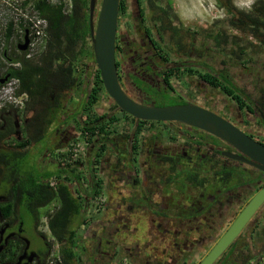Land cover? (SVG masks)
<instances>
[{
	"label": "flooded vegetation",
	"instance_id": "obj_1",
	"mask_svg": "<svg viewBox=\"0 0 264 264\" xmlns=\"http://www.w3.org/2000/svg\"><path fill=\"white\" fill-rule=\"evenodd\" d=\"M142 4L143 0H131L122 27V10L118 11L114 59L126 95L144 105L200 106L264 144V57L259 68L258 57L244 62V54L239 57L217 51L210 37L202 38L178 23L167 0H147V5L154 7L151 9H143ZM98 9L96 3L94 10ZM93 67L97 68L95 61ZM90 70L88 66L84 73L88 71L91 76ZM90 76L81 85L87 92ZM104 95L108 105L102 110L98 107L101 94L94 105L96 115L104 121L111 114L119 119L109 124L106 134L92 135L76 160L70 158L68 148L80 136L87 140L83 137L87 120L81 114L84 99H78V105L69 110L63 97L54 118L47 112L53 108L51 97L29 111L25 102L0 109V204L11 202L16 208L15 215H0V256L10 252L15 243V258H4L0 264H46L51 254L50 244L38 228V208L40 204L44 207L43 202L24 200L31 202L25 214L41 240L40 248L31 246L18 210L19 183L35 170L37 160L42 159V166L51 164L69 171L73 167L87 185L91 183L90 189L91 178L100 182L97 194L103 189L110 192L100 209L108 211L110 219L96 225L100 233L89 235L86 241L80 239L79 250H86L91 257L80 261L82 264H103L108 256L115 255L111 250L125 234L129 241L125 244L132 246L126 249L129 256L123 257L126 264H136L138 259L142 264H177L186 262L185 257L191 254L202 255L201 260L264 184L261 171L245 160L230 157L240 153L211 133L180 121L136 119L121 110L105 91ZM37 119L46 126L35 129ZM47 132L44 137L52 141L53 154L45 152L36 158L38 136ZM26 139L28 143L19 147ZM10 140L12 146L4 144ZM102 146L105 150L97 156ZM10 151L15 152V158L5 163L1 155ZM48 182L53 188L56 185L55 180ZM82 183V179L75 181L78 187ZM96 195L91 196L88 208H93ZM113 197L115 202L109 205ZM259 215L264 217V205L240 235L257 222ZM137 224L141 226L135 227Z\"/></svg>",
	"mask_w": 264,
	"mask_h": 264
},
{
	"label": "trees",
	"instance_id": "obj_2",
	"mask_svg": "<svg viewBox=\"0 0 264 264\" xmlns=\"http://www.w3.org/2000/svg\"><path fill=\"white\" fill-rule=\"evenodd\" d=\"M22 3L26 4L27 0H24ZM88 4L89 0H70V9L66 12L63 2L53 4L48 0H33V9L47 22L43 50L36 58L26 57V51H21V55L15 58L7 56L4 51L2 52V56L15 65L7 67L1 77L8 74L6 81L17 79V87L14 93L17 96L20 94L26 95V100L24 101L26 109H32L31 107L34 105H41L45 102V99L51 97L54 102L51 105L53 108L52 110H47V112H52V118H54L59 112L61 99L72 89L84 82V71L88 68L90 61L94 62L89 34ZM167 4H170V0H167ZM222 6L232 16L230 23L233 27L241 28L249 36L254 37L258 44L264 47V0H254L252 6L247 11L237 9L231 0H226ZM124 8L125 3L123 0H120L119 9L123 11ZM161 9L167 13V7ZM20 29H22L21 36L23 37L25 29L28 28L24 24H21ZM11 35L12 23L9 22L5 28L4 39L8 41ZM206 35L208 38H211L213 47L217 51H224L228 55L241 57L247 49V45L243 44L235 35L227 36L226 34L216 32H210ZM90 77L91 87L89 92L84 95L83 99L85 101L82 108L83 112H81V114H85L87 120L83 127L85 131V136L83 137L84 139H88V142L92 141V135H96V132L106 134L109 124L117 122L119 119L117 115L111 114L104 121L101 115H96L94 105L97 103L100 95L104 93V88L98 68H93ZM43 109L45 110V108ZM49 122L50 119L47 124ZM33 126L35 129H41L46 124H39V119H37ZM2 136L0 135V137ZM39 139H41V135L38 136V141ZM27 143L28 140L26 139L20 141L18 146L23 147ZM103 150H105V146L101 147L97 156ZM14 158L15 152L11 151L9 153L3 152V155H1V159L5 163L13 161ZM74 169L72 167L69 171L59 166L55 171L44 174V178L28 176L19 183L21 202L18 210L21 216L28 212V206L31 203H25L24 200L26 199H29V201H42L43 203L44 201L45 203L53 200L57 201V205L52 213L46 215L47 227L50 230L51 236L61 244L64 242L55 258V263L57 264H74L83 260L79 247L80 235L76 230L77 227L71 228L72 221L80 219L84 211L83 203L79 202L82 196L79 195L75 198L72 194L74 190L72 191L69 188L70 184L75 183V181L78 183L81 180L80 172H76ZM51 175L58 178L54 188L48 182V178ZM91 181L92 187L89 195L94 196L99 192L100 182L96 183L94 177L91 178ZM15 212V205L11 202L0 204V215L3 218L15 215ZM128 248L131 249L132 246L125 243L122 244L120 247L122 257L126 258L129 256V252L126 250ZM263 251L261 250L253 254L250 251L249 244H242L240 237H238L215 264H248L250 259ZM136 252L138 253L139 250H136ZM111 257V255L108 256L103 264H108ZM4 258L9 260L15 258V243L10 247V252L0 256V260ZM138 261L140 262V259ZM140 264L142 263L140 262ZM180 264L192 263L181 261Z\"/></svg>",
	"mask_w": 264,
	"mask_h": 264
},
{
	"label": "rangeland",
	"instance_id": "obj_3",
	"mask_svg": "<svg viewBox=\"0 0 264 264\" xmlns=\"http://www.w3.org/2000/svg\"><path fill=\"white\" fill-rule=\"evenodd\" d=\"M24 0H0V76L3 74L5 69L9 67L10 65H15L14 63H11L10 60L2 56V52H6V55L9 57H17L21 55V51L16 47V43L20 42L22 39L20 25L24 24V19H27L28 17H31L36 14V11L32 7L33 0H27L26 4H23ZM50 3H59L58 1L62 2L61 0H48ZM65 2V11L68 12L70 9V1L64 0ZM125 3V8L123 11L120 12L121 14V20H120V27L124 26V21L127 18V14L129 11V3L131 0H123ZM226 0H170L172 12L176 16L178 23L183 25L185 28H188L192 32H197L200 34V36L205 37L207 33L213 32V33H223L227 36H237L240 41L243 42V44L247 45V50L244 53L243 57L246 58L244 62H247L248 58L251 57H258V59H261L264 57V47H262L254 37L249 36L246 32H244L241 28L233 27L230 23V20L232 19V16L225 10V8L222 6V4ZM232 4L239 10H249V8L252 6V3L249 5V0H231ZM97 6L100 4V0H96ZM143 9H151L154 7H149L147 5V0H143L142 4ZM11 22L12 23V35L8 41L4 39V32L7 24ZM250 49V50H249ZM6 50V51H5ZM42 49H36L32 52L30 58H36ZM263 61L260 65H258L259 68H262ZM88 66L91 68L90 72L92 71L93 62L90 61L88 63ZM81 73V72H80ZM83 74V73H81ZM85 77L83 78V81L85 83L86 77L90 76L88 71L87 73L83 74ZM9 86L13 93L15 91V81L10 80L7 81ZM102 99H100L98 107L100 110L104 109L108 103H107V96L102 93ZM15 96V94H14ZM0 104H3L1 108H15L14 103L9 102L8 100L0 101ZM31 107V106H30ZM0 108V109H1ZM29 111V110H27ZM84 117L85 114L83 113ZM124 121V120H123ZM79 139H82V136L79 137ZM4 144H8V146H12V141L5 142ZM48 146V141L41 140L38 141V143L35 145V150L39 148H45ZM50 147V144L49 146ZM103 197H105L107 200H109L110 192L108 189L102 190ZM55 209V205H46L44 207L38 208V228L43 233V235L47 238L49 244H50V256L47 260L46 264H57L55 263V258L59 253V250L64 243H60L54 240L52 238L51 233L47 227V214L52 213V211ZM88 212V211H87ZM90 215H93L95 218H97L95 221H90L88 224H85L86 226L82 228L81 232L77 231L80 235L81 240L86 241V237H89L91 234H95V228L98 224L100 217V220L105 215L106 211L99 210L95 211L94 208H89ZM261 214V213H260ZM23 220V228L25 229V235L26 237L31 241V246L33 248H40L42 247L41 240L35 235V233L32 231L33 227L31 226V219L28 217L27 214L21 216ZM80 221V219H75L72 221L71 226L73 227L74 224L76 225ZM82 223V222H81ZM81 223L77 226L80 227ZM85 223V222H84ZM90 225V226H89ZM141 226L140 224L135 225V227ZM126 235V234H125ZM122 235L119 240H121L118 243V246L116 248H112L111 252L114 250V254L112 257V260L108 264H120L123 262V257L120 253V245L121 243L129 242L128 239H126L127 236ZM97 236V235H96ZM240 241L242 244H249L250 251L254 254L256 252H259L261 250H264V217L259 215L257 222H255L253 225H250L248 230H244L243 233L239 236ZM89 239V238H87ZM117 240V239H116ZM82 242V241H81ZM117 243V242H116ZM243 249V248H242ZM80 254H82L83 260H90L88 257V252L80 251ZM202 255L197 256L194 254L188 255L185 257L186 262L197 264L200 260ZM180 261L177 263L179 264ZM59 264V263H58ZM74 264H82L81 262H76ZM136 264H140L138 260H136Z\"/></svg>",
	"mask_w": 264,
	"mask_h": 264
},
{
	"label": "water",
	"instance_id": "obj_4",
	"mask_svg": "<svg viewBox=\"0 0 264 264\" xmlns=\"http://www.w3.org/2000/svg\"><path fill=\"white\" fill-rule=\"evenodd\" d=\"M96 0H89V34L94 61L106 94L127 114L140 120L180 121L203 129L234 147L240 156L229 154L255 166L264 175V144L252 139L229 121L212 111L197 105L155 106L141 104L129 98L121 88L114 59L116 25L120 0H100L99 9L94 10ZM28 31L25 29L23 40L17 45L24 51L28 45ZM8 74L0 78L2 84ZM264 205V184L251 196L227 229L213 244L211 249L197 264H215L227 248L239 237L240 233ZM35 254V253H34Z\"/></svg>",
	"mask_w": 264,
	"mask_h": 264
},
{
	"label": "built area",
	"instance_id": "obj_5",
	"mask_svg": "<svg viewBox=\"0 0 264 264\" xmlns=\"http://www.w3.org/2000/svg\"><path fill=\"white\" fill-rule=\"evenodd\" d=\"M63 3L64 0H61ZM70 1V0H69ZM60 2V1H58ZM65 4V3H64ZM24 26L27 27L28 31V45L26 48V57H30L32 52L36 49H42L44 47V37L47 31V22L44 18L40 17L37 13L27 19H24ZM10 81V80H9ZM15 81V90L17 87V79ZM8 82H4L0 84V101L8 100L11 103H14L15 107H19L26 100L25 94H20L19 96L16 93H13L12 89L7 86ZM15 94V96H14ZM3 104H0V108ZM87 140L76 139L71 142L68 148L69 156L72 160H76L80 153L87 146ZM104 201V197L102 194H97L93 200V208L95 211H99L101 209V205ZM120 264H126L125 262H121ZM248 264H264V251L260 254L256 255V257L249 260Z\"/></svg>",
	"mask_w": 264,
	"mask_h": 264
},
{
	"label": "crops",
	"instance_id": "obj_6",
	"mask_svg": "<svg viewBox=\"0 0 264 264\" xmlns=\"http://www.w3.org/2000/svg\"><path fill=\"white\" fill-rule=\"evenodd\" d=\"M83 84H84V82H83ZM82 85V84H81ZM81 85H78L77 87H75L74 89H72L67 95H66V97L65 98H63L62 99V101H63V103H65L64 102V100L65 101H67L66 102V105L68 106V109L70 110H72V108H74L73 106L74 105H78V103H79V101H81V99L83 100V98H84V95H86V93H87V91H86V89H85V87L84 86H81ZM80 96V97H79ZM79 97V98H78ZM78 99H80L79 101H78ZM72 120L71 119H69V123L71 122ZM73 129H75V128H73ZM75 131V130H74ZM46 135H48V132H47V134L45 133V134H43V136H41V139H39V141H41V140H47L48 141V146H49V144L52 142L51 140H50V142H49V139H47V137H44V136H46ZM49 137V136H48ZM45 147V148H39V149H37L36 150V155H35V157L37 158V157H39V155L40 154H44L45 152L47 153V154H53V151H52V149L50 148V147ZM62 150V149H61ZM45 159V158H44ZM42 164H43V161H42V159L41 160H37L36 161V168H35V170L34 171H32L31 173H30V175L29 176H31V177H33V178H35V177H41V178H44V174H46V173H48V172H53V171H55V169H56V167L55 166H52L51 164H49V165H44V166H42ZM56 164V163H55ZM49 166V167H48ZM49 181L51 180H55V182H57V180H58V178H56L55 176H49ZM81 179L83 180V183H82V185L81 186H77L74 182L72 183V184H70L69 185V188H71V190L73 191L74 190V192L72 193L73 194V196L76 198V197H78L79 195L80 196H82L81 198H80V200H79V202H82L83 203V205H84V211H83V214L80 216V220L81 221H78V225L81 223V226L80 227H78L76 230L77 231H80L81 232V230H82V228H84L86 225L85 224H88L90 221H95L97 218H95L93 215H90V213H89V208H88V206H89V203H91V195H89L90 193H89V191H90V188L88 187L89 185H87L88 183L86 182V180L84 179V176H82L81 177ZM90 199V200H89ZM115 199L116 198H114L113 197V199L111 200V202L110 203H108L109 205H112V203H114L115 202ZM44 206L45 205H57V201H48V202H46L45 203V201H44ZM40 207H43V205H41ZM88 211V212H87ZM110 213L107 211L106 212V214L103 216V218L100 220V217L98 218L99 220H97L98 221V223L99 224H102L101 222H104V221H106V220H108V219H110ZM115 216V215H114ZM85 222V223H84ZM76 224V225H77ZM75 224H74V226L72 227L71 226V228L73 229L74 227H77ZM90 226V225H89ZM116 227L117 226V224H112V227ZM114 227V228H115ZM99 228H100V226L97 228V229H95V232L96 233H100V230H99ZM50 231V230H49Z\"/></svg>",
	"mask_w": 264,
	"mask_h": 264
},
{
	"label": "clouds",
	"instance_id": "obj_7",
	"mask_svg": "<svg viewBox=\"0 0 264 264\" xmlns=\"http://www.w3.org/2000/svg\"><path fill=\"white\" fill-rule=\"evenodd\" d=\"M254 2V0H249V5L251 4V3H253Z\"/></svg>",
	"mask_w": 264,
	"mask_h": 264
},
{
	"label": "bare ground",
	"instance_id": "obj_8",
	"mask_svg": "<svg viewBox=\"0 0 264 264\" xmlns=\"http://www.w3.org/2000/svg\"><path fill=\"white\" fill-rule=\"evenodd\" d=\"M94 134V133H93ZM88 140V139H87Z\"/></svg>",
	"mask_w": 264,
	"mask_h": 264
}]
</instances>
